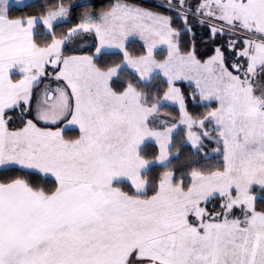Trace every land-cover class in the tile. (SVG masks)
<instances>
[{
    "label": "snow or ice",
    "instance_id": "snow-or-ice-1",
    "mask_svg": "<svg viewBox=\"0 0 264 264\" xmlns=\"http://www.w3.org/2000/svg\"><path fill=\"white\" fill-rule=\"evenodd\" d=\"M0 264H264V0H0Z\"/></svg>",
    "mask_w": 264,
    "mask_h": 264
}]
</instances>
